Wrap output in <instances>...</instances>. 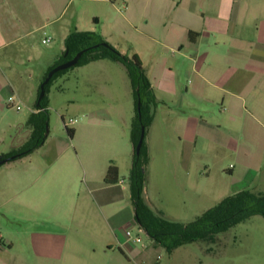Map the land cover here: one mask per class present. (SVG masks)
<instances>
[{
	"label": "crops",
	"instance_id": "0c3cea01",
	"mask_svg": "<svg viewBox=\"0 0 264 264\" xmlns=\"http://www.w3.org/2000/svg\"><path fill=\"white\" fill-rule=\"evenodd\" d=\"M73 29L99 33L121 53L139 57L156 99L146 133L149 168L157 157L153 150L173 159L167 141H182L174 153L181 162L188 145L187 159L198 143L201 154L216 143L238 164L236 171L235 166L226 169L235 175L232 194L259 192L255 180L256 164L264 155V142H259L264 141V0H0V119L11 108L8 99L13 96L19 103L25 83L35 80L28 67L36 58L33 38L43 34L59 43L42 79L62 55ZM34 92L35 87L30 97ZM126 111H117L118 123L93 119L128 128L131 116ZM25 128L8 152L0 149V156L26 142L30 130ZM122 145L110 144L97 156L75 151L7 163L0 173L7 176L4 192L21 201L26 191L27 207L39 211L47 206V216L44 229H30L15 241L0 238V256L10 254L5 264H128L141 254L137 245L125 242L124 226L118 236L114 225L125 210L124 201H130L129 192L125 196L122 180L104 183L110 165L119 176L131 159L132 143Z\"/></svg>",
	"mask_w": 264,
	"mask_h": 264
},
{
	"label": "rangeland",
	"instance_id": "374dc122",
	"mask_svg": "<svg viewBox=\"0 0 264 264\" xmlns=\"http://www.w3.org/2000/svg\"><path fill=\"white\" fill-rule=\"evenodd\" d=\"M42 38L43 34H37L33 38V53L36 58L28 65L34 72V82L25 83L24 97L18 103L20 109L6 107L0 119V149L5 152H8L10 144H16L25 131L31 110L35 108L36 90L42 83L41 72L45 69L46 61L58 52L59 43L55 39L48 44H42ZM149 64L150 61L147 65ZM106 74L110 76L108 80L100 77ZM34 87V96L30 97ZM46 101V139L39 150L30 154L32 159L43 154L58 156L74 154L75 151L87 157L97 156L104 153L110 144L119 145L121 148L123 142L131 143V123L128 128H112L107 123L93 119L106 122L112 118L118 123L120 116L117 111L123 109L130 113L131 121L134 118L131 85L125 67L119 62L102 60L87 68L69 69L47 87ZM67 129L73 130L72 137ZM144 142L146 146V134ZM259 142L261 144L264 141ZM198 144V149L189 159L187 156L190 155L191 146L188 145V153L184 151L181 162L180 156L174 153L176 146L178 151L180 150L182 141H167V148L173 159L166 160L153 150L157 157L152 161L150 168L146 167V202L154 213L161 214L169 221L188 224L235 190V175L230 176L226 171L234 166V171L238 169L231 153L215 143L209 145L205 154H201L197 151L202 148L200 143ZM186 149L187 147H184V150ZM131 163L132 155L129 161L126 159L122 169L125 171H120L118 177L119 181H123L121 187L125 196L129 192L126 171ZM8 165L0 166V173L7 169ZM256 166L259 169L255 180L256 190L264 192V155ZM5 173L4 171L0 174V238L15 241L16 236L26 235L30 229L45 228L42 220L47 216V206L36 211L27 207L26 191L21 196V201L13 199L9 192H4V180L7 178ZM87 178L89 180L88 175ZM124 203L125 210L114 220L118 236L122 232L118 229L122 226L136 223L131 202L125 200ZM132 233L138 234L136 224ZM139 236L141 243L136 244V247L141 254L131 258L128 264H264V218L258 215L218 234L214 243L198 240L182 245L170 254L164 246L155 244L145 232L139 233ZM9 255L0 256V264L10 261Z\"/></svg>",
	"mask_w": 264,
	"mask_h": 264
},
{
	"label": "trees",
	"instance_id": "16d2710c",
	"mask_svg": "<svg viewBox=\"0 0 264 264\" xmlns=\"http://www.w3.org/2000/svg\"><path fill=\"white\" fill-rule=\"evenodd\" d=\"M191 35L192 33H190V37ZM83 49L88 50L71 68L81 67L99 60H110L121 63L126 69L134 101V118L131 121L130 130L133 154L128 174L130 202L133 206L135 222L155 244L164 246L170 254L176 248L198 240L214 243L218 234L228 231L253 216L258 215L264 218V192H255L249 189L223 198L188 224L169 221L161 214L154 213L147 204L144 193L145 171L149 164L144 140L139 154H135L141 127H144L146 134V129L153 121V109L156 106L155 96L139 57L136 54L128 56L121 53L99 33L73 29L64 40L62 55L47 69L42 81L52 68L71 60ZM69 69L56 72L50 78L45 85V95L40 100L39 106H37L40 92L38 89L35 103L37 112L32 113L26 122V127L30 130L26 142L19 148L1 156L2 158L12 157L10 162L16 161L30 155L44 144L48 122L46 90L56 78L65 74ZM138 102H140V115L137 110ZM67 132L72 137L73 130L67 129ZM118 177V169L110 165L106 171L104 183L107 185L116 184Z\"/></svg>",
	"mask_w": 264,
	"mask_h": 264
},
{
	"label": "water",
	"instance_id": "95a60500",
	"mask_svg": "<svg viewBox=\"0 0 264 264\" xmlns=\"http://www.w3.org/2000/svg\"><path fill=\"white\" fill-rule=\"evenodd\" d=\"M88 49H83L81 51H79L71 60L69 61H66L64 63H61L57 66H55L54 68H52L48 73H47V76L45 77V79L42 81V83L40 84V87H39V97H38V102H37V106H39V102L40 100L44 97L45 95V85L49 82L50 78L56 73V72H59V71H63V70H66V69H69L73 66H75L79 59L81 58V56L87 51ZM137 110H138V113L140 115V102H138V105H137ZM47 131V129H46ZM144 134H145V130H144V127H141V132H140V137H139V140L137 142V145L135 147V154L138 155L139 152H140V148L142 146V143H143V140H144ZM13 158L12 157H7V158H2L0 156V166L4 165V164H7L9 163Z\"/></svg>",
	"mask_w": 264,
	"mask_h": 264
},
{
	"label": "built area",
	"instance_id": "2783aa9c",
	"mask_svg": "<svg viewBox=\"0 0 264 264\" xmlns=\"http://www.w3.org/2000/svg\"><path fill=\"white\" fill-rule=\"evenodd\" d=\"M50 42V38H44L42 40V43L43 44H48ZM16 99L11 96L9 99H8V104L11 106V107H14L16 110H19L20 109V106L18 105V103L16 104ZM70 123H73V122H70ZM137 225V223H135ZM133 223H128L127 225H125L123 227V235H124V239H125V242L130 244V245H136V244H139L141 243V238L139 236V233H144V231L142 229L139 228V226L137 225L138 227V234L137 235H133L132 233V229H133V226L135 225Z\"/></svg>",
	"mask_w": 264,
	"mask_h": 264
}]
</instances>
